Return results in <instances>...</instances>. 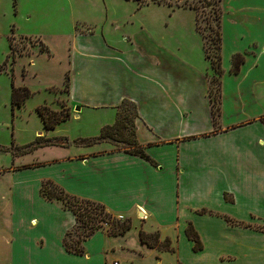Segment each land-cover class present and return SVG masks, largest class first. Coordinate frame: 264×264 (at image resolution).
Segmentation results:
<instances>
[{
    "label": "crops",
    "instance_id": "obj_1",
    "mask_svg": "<svg viewBox=\"0 0 264 264\" xmlns=\"http://www.w3.org/2000/svg\"><path fill=\"white\" fill-rule=\"evenodd\" d=\"M5 1L2 10L19 12L20 0ZM62 1L70 15L64 65L71 70L69 116H82L84 109L97 116L101 109L94 122L100 130L114 121L122 98L132 100L136 139L156 164L106 140L76 147L44 144L12 154L11 164L0 167V181L7 184L0 187V264H96L95 255L102 264L115 251L110 240L115 236L103 229L83 241V253L65 249L62 238L74 214L60 200L40 194L44 178L129 217L135 230L127 231L132 239L123 233L129 252L120 254L130 255L125 259L130 264H264V230L255 227L264 225V5L232 12L235 44L227 53L220 47L213 117L214 70L204 52L195 59L179 43L155 41L132 57L120 45L132 44L124 25L128 15H115L110 0ZM56 4L60 8V0ZM38 16L30 10L24 19L34 26ZM75 103L79 108L70 109ZM57 133L51 136H66ZM54 214L65 220L45 235ZM188 224L199 235V249L185 232ZM139 230L168 237L172 249L147 245Z\"/></svg>",
    "mask_w": 264,
    "mask_h": 264
},
{
    "label": "rangeland",
    "instance_id": "obj_2",
    "mask_svg": "<svg viewBox=\"0 0 264 264\" xmlns=\"http://www.w3.org/2000/svg\"><path fill=\"white\" fill-rule=\"evenodd\" d=\"M136 1L140 2L142 8H137L130 0L124 3H119L117 0L109 2L115 15H128V23L124 25L130 31L132 44L120 43L123 51L128 49L127 53L130 56L137 57V55L142 56L141 51L144 48L148 50L155 41L179 43L193 58H200V54L204 52L205 57L206 54L209 56L206 57L208 60L209 58L215 59L219 35L224 52L227 53L233 49L235 44L231 24L233 11L244 6L258 8L260 5H264V0ZM1 3L3 6L6 1L0 0V167L10 165L12 154H17L13 152L20 151V148L14 146H22L34 141L40 134L39 131H42L41 135L44 133L47 137H53L51 135L58 134L57 132L60 130L67 137V139L60 138L61 141L70 142L73 147L86 145L90 140L77 138L85 134L86 136L98 134L99 130L94 126V122L101 114V109L97 116L95 115L96 111L92 109H84L82 116L78 117H75L74 113L70 114L69 117L56 123L53 130H46L36 111V106L41 104L49 105L54 110L71 105L70 95L67 91L71 70L68 67L64 70L68 48L65 38L70 31V15L65 2L60 0L59 8L56 0H46L47 6L43 2L41 3V0L35 4L29 0H20V10L17 14L11 9L2 10ZM11 3L13 4V2ZM189 4L194 6H188ZM30 10L42 15L36 18L34 26H29L31 18L28 21L24 19L25 14ZM15 21L21 28H15L13 24ZM77 26L79 29L87 28L79 23ZM21 32L33 33L35 36L20 34ZM59 32L60 36H58ZM114 34L112 36H117L118 33ZM10 38L13 44L12 56L14 59L8 56ZM84 39L89 41L86 36ZM42 46L47 49L41 48ZM125 74V71L120 73V75ZM214 74L213 72L211 76ZM12 84L26 86L30 91L20 106H13L11 103ZM210 86L212 100L215 101L218 85L211 82ZM77 105L79 104H73L70 109H76ZM102 140L110 142L113 148L123 150L125 147H133L128 146L126 142L114 141L111 138L100 139L92 144ZM89 144L91 145V143ZM44 155L47 156V152ZM6 185L5 182L0 181V187ZM60 217L59 214L52 216L53 226H44L45 235L51 234L60 226V223L64 222V217ZM130 229L132 232L135 230L133 226ZM82 233L83 227L74 225L67 238L71 241V238L78 237ZM123 235H114L115 238L111 236V244L114 245L115 251L108 253L102 260V264H111L113 260H119L121 264H130L125 260L130 255L120 254V252H129V246H127L129 241H124ZM130 236L128 235V238L132 239ZM97 259V255L92 257V261L96 264Z\"/></svg>",
    "mask_w": 264,
    "mask_h": 264
},
{
    "label": "trees",
    "instance_id": "obj_3",
    "mask_svg": "<svg viewBox=\"0 0 264 264\" xmlns=\"http://www.w3.org/2000/svg\"><path fill=\"white\" fill-rule=\"evenodd\" d=\"M171 4V3H169ZM188 6H194L189 4ZM219 42L217 45V52L215 55V59H210L209 62L211 67L214 70V76H212L211 80L218 85L219 83V75L221 73L220 68V47H221V36L219 35ZM10 51L8 56H12L13 53V44L11 38L9 39ZM41 48L47 49L45 46ZM206 57H209L206 54ZM30 91L26 86H16L12 84L11 86V103L13 106H20L24 99L29 95ZM127 105V106H126ZM62 109V108H61ZM54 110L49 105L41 104L36 106V111L40 115L43 125L45 128H52L56 123L65 119L69 116V110L65 106L62 110ZM128 109V111H127ZM130 109V110H129ZM218 112L217 101L212 102V114L213 117ZM138 116L136 104L132 100L128 98H122L121 101L116 105V116L112 123L104 124L98 134L94 136L88 137H79L77 139L90 140L86 145H90L89 143H94L100 139L111 138L114 141H122L126 142L128 146H133L132 148L125 147L123 150L138 154L145 159L149 160L151 163L156 164L155 160H153L147 153L144 152L141 145L138 143L136 139V125L135 118ZM261 121L264 122V116H262ZM60 138H66V136H54V137H42L38 136L34 141L29 142L22 146H14L15 148H20V151H14L13 153H24L27 152L34 147L44 145V144H60L67 145L69 142L61 141ZM75 142V141H74ZM22 149V150H21ZM40 194L48 199H56L60 200L64 207L70 209L74 214L75 223L74 225L83 227L82 235L78 237L71 238V241L68 240L67 235L70 234L71 229L68 228L62 238V243L66 250L81 254L84 252L83 241L92 235L96 230L103 229L109 235H117L125 233L131 227V219L129 217H118L116 214L108 210L106 205L98 200L80 197L75 194H72L66 191L60 184L52 180L51 178H44L41 180L40 185ZM226 198L227 195H226ZM200 211H208L206 209H200ZM209 212H211L209 210ZM226 220L229 222H236L233 218L229 216H225ZM243 223V222H240ZM258 229L264 230V225H256ZM185 232L187 236L194 240V249H199L202 247V243L200 241L199 235L196 230L192 227L191 224H188L185 228ZM140 239L145 242L147 245L156 247L158 249H172L170 246V240L168 237L160 238L159 232H145L144 230H139Z\"/></svg>",
    "mask_w": 264,
    "mask_h": 264
},
{
    "label": "built area",
    "instance_id": "obj_4",
    "mask_svg": "<svg viewBox=\"0 0 264 264\" xmlns=\"http://www.w3.org/2000/svg\"><path fill=\"white\" fill-rule=\"evenodd\" d=\"M118 217H122V215H117ZM113 264H117L116 261H113Z\"/></svg>",
    "mask_w": 264,
    "mask_h": 264
},
{
    "label": "water",
    "instance_id": "obj_5",
    "mask_svg": "<svg viewBox=\"0 0 264 264\" xmlns=\"http://www.w3.org/2000/svg\"><path fill=\"white\" fill-rule=\"evenodd\" d=\"M79 108V106H76V109H78Z\"/></svg>",
    "mask_w": 264,
    "mask_h": 264
}]
</instances>
